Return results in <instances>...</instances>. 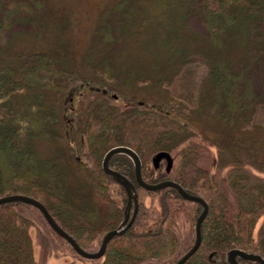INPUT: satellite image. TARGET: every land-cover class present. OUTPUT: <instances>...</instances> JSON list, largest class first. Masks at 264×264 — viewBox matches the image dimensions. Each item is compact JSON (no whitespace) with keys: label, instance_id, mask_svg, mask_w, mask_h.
<instances>
[{"label":"trees","instance_id":"1","mask_svg":"<svg viewBox=\"0 0 264 264\" xmlns=\"http://www.w3.org/2000/svg\"><path fill=\"white\" fill-rule=\"evenodd\" d=\"M194 1L210 54L200 68L205 72L202 76L207 86L189 108L183 96L179 95L178 100L165 87L164 103L157 97L148 104L131 100L118 103L106 93L110 81L101 78L96 87L90 85L77 69L64 66V61L49 51L28 53L15 67L11 62L1 64L0 92L3 89L7 92L12 83L23 91L38 87L63 94L71 83L80 81L84 93L79 107L82 123L78 135L87 136L86 156L90 164L83 169L91 177L97 198L89 199L90 192L87 204L82 206L81 202L72 205L68 197L67 171L77 165L72 156L63 161V144L70 142L68 138L55 134L59 160L37 156L35 137L54 135L55 123H60L57 115L45 114L33 122H20L1 109L0 196L25 194L36 198L82 249L91 252L98 248L102 235L120 222L126 201L121 185H117L118 197L114 200L108 198L110 191L102 185L105 179H110L100 165L105 149L119 143L133 148L140 155L145 180H150L153 171L149 169V158L165 150L173 156L171 169L168 173L160 171L151 181L172 179L186 191L202 197L208 205L200 226V244L183 264H211L210 252L214 257L224 258L232 248L258 253L264 259V188L252 187L246 180V176L255 175L252 169L264 170V124L254 118L258 109L264 107V90L258 92L252 83L254 73L264 79V0ZM34 6H41V2L0 0V43L20 11L29 12ZM235 45L240 46L241 57L231 56ZM261 59L263 62L258 65ZM89 91H96L95 96ZM196 109L212 119L207 125L212 137L191 127V112ZM196 134L208 142L196 139ZM108 164L133 178V165L126 155L115 154ZM142 190L152 196L149 206L142 201ZM250 190L253 195H249ZM137 191L138 207L132 223L123 233L110 238L100 264H173L192 245L193 229L182 235L176 226L177 217L182 213L194 222L202 208L200 203L183 198L171 186ZM100 192L109 203L101 214ZM29 212L45 220L32 204L20 200L0 204V264H42L35 255ZM102 214L98 225V216ZM56 237L72 249L64 238ZM43 245L47 246L46 241ZM238 262L259 264L243 258H238Z\"/></svg>","mask_w":264,"mask_h":264},{"label":"rangeland","instance_id":"2","mask_svg":"<svg viewBox=\"0 0 264 264\" xmlns=\"http://www.w3.org/2000/svg\"><path fill=\"white\" fill-rule=\"evenodd\" d=\"M37 1L41 2V6H34L29 12L20 11L15 23L2 39L0 67L5 62L15 63L14 67L18 66L26 54L35 51L53 52L64 61V66L77 69L80 77L89 81L90 85L96 87L97 80L101 78L110 81L105 88L106 93L118 103L131 100L132 103L142 101L148 104L156 97L164 103L167 89L172 90L171 94L178 100L179 95L183 96L189 108L196 104L199 93L207 86L202 76L205 72L200 68H203V61L209 56L210 50L206 31L196 13L197 4L194 0ZM242 55V50L237 45L231 56L238 58ZM251 59L255 61L254 57ZM262 62L263 59L257 64ZM254 75L252 83L255 90L258 92L264 90L263 77L258 73ZM157 80H162L163 83L157 85ZM89 92L91 96L96 94V91ZM61 93L38 87L28 92L17 89L11 83L7 92L4 89L0 92V109L5 114L13 115L14 120L18 118L20 122H33L45 114L58 116L60 123H55L54 135L50 133L35 137V151L38 157H42L41 159L55 157L59 160L61 154L55 153V147L59 146L55 134H61L59 137L69 139V143L65 140L68 144L65 142L66 145L63 144L65 155L63 161L72 156L71 160L77 161V165L67 171V183L70 186L68 197L72 205L81 202V205L85 206L87 204L85 200L90 192L89 199L97 198L91 177L83 169L85 165L90 164V158L86 156L87 136L78 135V128V132L73 133L75 137L71 139L65 131L68 119L74 120L77 125L75 127L82 123L79 106L84 88L80 86V81H77L75 84L71 83L65 93ZM69 97H72V105L78 104V110L75 112L68 109ZM198 112V109L191 112V127L212 137V131L207 126L212 119H207L205 117L208 115ZM256 116L255 120L264 124V107L258 109ZM195 138L208 142V139L201 137L200 134H196ZM110 147L112 145L108 148ZM212 151L215 153V148ZM103 155L100 158V165ZM208 156L206 164L209 163ZM148 162L149 169H153L150 176L152 180L151 178L157 177L160 171H164L166 162L162 159L160 168L159 164L157 168L153 166L151 157ZM259 171L264 173V170ZM246 177L250 186L264 188V177L256 175ZM112 189L113 192L108 189L110 195H113L112 193L117 195L116 187ZM248 192L251 193L249 195H253L251 190ZM141 197L146 206L151 204L152 196L148 191L142 190ZM154 203H157L156 199ZM99 213L101 214L102 210ZM102 216L103 214L98 216V225ZM177 219V229L182 235L192 231L193 221L190 216L179 213ZM28 221L32 225L30 232L35 237V255L42 264H48L50 259L48 261L47 259L50 257L61 259L57 264H94L96 261L80 257L58 240L55 233H50L51 229L46 221L36 213L29 212ZM45 241L47 246L43 245ZM93 241L96 243L95 239Z\"/></svg>","mask_w":264,"mask_h":264},{"label":"water","instance_id":"3","mask_svg":"<svg viewBox=\"0 0 264 264\" xmlns=\"http://www.w3.org/2000/svg\"><path fill=\"white\" fill-rule=\"evenodd\" d=\"M115 154H124L128 156L133 164L134 168V174H135V179L139 185H141L143 188L146 190H157L166 186H171L175 188L178 193L185 199L190 200V201H195L201 204L202 208L200 213L198 214L196 220H195V239L193 244L190 246V248L173 264H182L199 246L200 244V225L203 220V218L207 214L208 210V205L205 202V200L200 197L197 194L190 193L186 191L179 183L170 180V179H165L161 180L158 182H146L142 179L140 175V168H141V161L139 155L136 153L135 150H133L131 147L123 144H118L114 145L110 148H108L102 158L101 161V167L103 172L115 180L117 183H119L125 190L126 196H127V202L124 208V218L120 222V224L113 228L108 230L102 237L100 247L98 248L97 251L95 252H87L84 249H82L77 242L64 230L62 227L54 220L52 215L48 212L46 207L36 198L32 196H28L25 194H9V195H4L0 196V204L5 203L8 201L12 200H20L29 204L34 205L37 207L42 215L44 216L46 222L49 224V226L62 238H64L68 243L74 248V250L79 253L81 256L86 257V258H94V257H99L102 255L105 246L107 242L110 240V238L115 235V234H121L124 232V230L132 223L136 210H137V193L136 189L133 185V183L122 173L119 171L112 169L108 165V161L111 156ZM165 160V171L168 172L173 161V156L170 152L165 151V150H160L155 152L151 156V161L153 166L156 168L161 160ZM252 172L256 176L264 177V173H261V171L252 169ZM133 205V213L130 216L129 220V209L130 206ZM127 221V222H126ZM237 258H243V259H248L252 261H256L259 264H264V259L262 256L258 253L254 252H247L243 249L240 248H232L229 249L226 254H225V260L229 264H238ZM50 259V260H49ZM49 260V261H48ZM61 259H53L52 257L48 258V264H57L60 262ZM141 264H159V263H154V262H145Z\"/></svg>","mask_w":264,"mask_h":264},{"label":"flooded vegetation","instance_id":"4","mask_svg":"<svg viewBox=\"0 0 264 264\" xmlns=\"http://www.w3.org/2000/svg\"><path fill=\"white\" fill-rule=\"evenodd\" d=\"M71 100H72V97H69V103H68V109L69 110H72V111H74L75 112V110H78V104H77V106L76 105H72L71 104ZM80 107V106H79ZM67 122H68V126H67V128H66V133H67V135L71 138V139H73L74 137H75V135L73 134V133H76V132H78V128L79 127H75V126H77L75 123H74V120H71V119H68L67 120ZM105 152V151H104ZM104 154V153H103ZM139 155V154H138ZM140 156V155H139ZM141 159V158H140ZM141 165H142V162H141ZM160 166H161V161H160V163H159V168H160ZM142 166H141V168H140V175H141V177H142V179L144 180V181H146V182H158V181H151V180H145L144 178H143V176H142ZM170 169H171V167H170ZM164 171H165V169H164ZM169 172V171H168ZM168 172H166L165 171V173H168ZM133 173H134V168H133ZM128 179L133 183V185H134V187H135V189H136V191L139 189V188H142V189H145V188H143L141 185H139L138 183H137V181H136V179H135V174H134V176H133V178H129L128 177ZM165 179H169V178H164V179H162V180H165ZM170 180H172V179H170ZM161 181V180H160ZM102 185L105 187V188H108V189H110V190H112V192L114 191L113 189H112V187H116V189H118V187H117V185H120V184H118L116 181H114L112 178H107V179H105L103 182H102ZM123 188V187H122ZM124 189V188H123ZM125 191V190H124ZM113 195H109V197L108 198H110V199H112V200H114L115 199V197H117V195H115V193H112ZM125 196H126V192H125ZM98 200H99V204H100V208H101V210L102 211H105V208L106 207H108V205H109V203H108V200H107V197L106 196H104V195H102L101 194V192L99 193V195H98ZM137 199H138V191H137ZM126 202H127V196H126V201H125V205H126ZM125 205H124V208H125ZM137 207H138V200H137ZM123 208V209H124ZM136 212H137V210H136ZM132 213H133V205H131L130 206V209H129V217H128V220H129V218H130V216L132 215ZM136 214V213H135ZM123 218H124V210H123V216H122V219L120 220V222L123 220ZM197 218V217H196ZM54 220L58 223V221L54 218ZM196 220V219H195ZM46 221V220H45ZM120 222L117 224V226L120 224ZM127 222V221H126ZM47 223V222H46ZM194 224H193V237H194V239H195V221L193 222ZM48 224V223H47ZM59 224V223H58ZM116 226V227H117ZM177 227H178V220H177V225H176ZM201 226V225H200ZM48 227L51 229V231H50V233L51 234H56V235H58L50 226H49V224H48ZM115 228V227H114ZM63 229V228H62ZM113 229V228H112ZM127 229V228H126ZM125 229V230H126ZM110 230V229H109ZM107 232V231H106ZM105 232V233H106ZM104 233V234H105ZM103 234V235H104ZM103 235H102V237H103ZM102 237H101V240H102ZM200 237H201V233H200ZM101 240H100V243H101ZM200 241H201V238H200ZM68 242V241H67ZM193 242H194V240H193ZM100 243H99V246H98V248L100 247ZM69 244V243H68ZM193 244V243H192ZM71 246V245H70ZM71 250L72 251H74L76 254H78L80 257H82V258H85V259H93V260H96L95 262H94V264H100V263H102V261L104 260V251H105V249H104V251H103V253H102V255H100L99 257H94V258H86V257H83V256H81L79 253H77L75 250H74V248L71 246ZM98 248L97 249H95L94 251H91V252H95V251H97L98 250ZM105 248H106V246H105ZM86 251V250H85ZM87 252H89V251H87ZM226 254V253H225ZM208 258H209V260H210V262H211V264H219V262L220 261H224L226 264H229V263H227L226 262V260H225V257L224 258H219V257H214L213 256V253L212 252H210V254L208 255ZM237 262H238V258H237ZM183 264V263H182ZM238 264H239V262H238Z\"/></svg>","mask_w":264,"mask_h":264}]
</instances>
